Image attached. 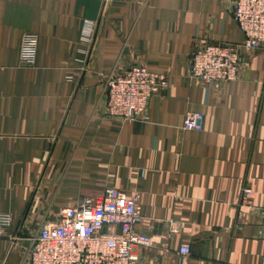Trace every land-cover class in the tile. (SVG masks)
Wrapping results in <instances>:
<instances>
[{
  "label": "crops",
  "instance_id": "crops-1",
  "mask_svg": "<svg viewBox=\"0 0 264 264\" xmlns=\"http://www.w3.org/2000/svg\"><path fill=\"white\" fill-rule=\"evenodd\" d=\"M230 3L0 0V212L15 237L0 238V264H28L38 228L107 185L140 194L135 228L152 245L135 247L137 264H264V50H243L221 89L188 74L199 43L244 41ZM26 32L39 34L35 67L20 61ZM141 62L169 73L149 119L106 117L108 80ZM188 111L202 129L182 128Z\"/></svg>",
  "mask_w": 264,
  "mask_h": 264
},
{
  "label": "built area",
  "instance_id": "built-area-1",
  "mask_svg": "<svg viewBox=\"0 0 264 264\" xmlns=\"http://www.w3.org/2000/svg\"><path fill=\"white\" fill-rule=\"evenodd\" d=\"M234 20L244 33L242 43L204 41L191 52L188 74L201 84L221 89L242 73V51L264 50V0H231ZM95 25L87 22L82 28V44L90 45ZM39 34L22 36L20 61L28 67L37 64ZM87 52L82 49L81 53ZM72 76H67L70 79ZM169 87V73L152 69L146 62L132 65L121 74L110 77L104 97L103 113L120 121L149 119L152 97ZM204 117L188 111L183 129H202ZM252 187H245L241 200L252 205ZM136 191L107 185L97 195L86 196L74 205L62 207L58 218L38 228L31 237L28 264H137L135 247L151 246V237L135 228L143 216ZM13 215L0 212V238H9ZM182 255L191 253L189 243L180 248Z\"/></svg>",
  "mask_w": 264,
  "mask_h": 264
}]
</instances>
